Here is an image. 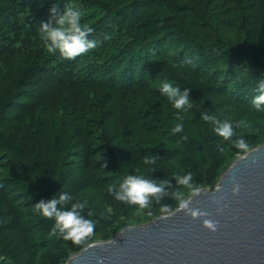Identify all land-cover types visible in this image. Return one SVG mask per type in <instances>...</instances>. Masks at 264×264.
Masks as SVG:
<instances>
[{"label":"trees","instance_id":"16d2710c","mask_svg":"<svg viewBox=\"0 0 264 264\" xmlns=\"http://www.w3.org/2000/svg\"><path fill=\"white\" fill-rule=\"evenodd\" d=\"M53 7L58 13L66 7L79 10L81 22L95 29L90 38L97 47L72 60L49 54L37 28ZM222 37L243 39L234 48ZM188 59L191 64L185 63ZM260 79L264 0H0V206H6L0 208L2 264H36L40 249L45 253L38 264H65L84 249L50 235L54 221L42 216L24 221L17 209L56 192L73 197L86 188L106 191L124 178L117 172L89 175L87 166L113 172L131 155L171 159L160 138L180 135H172L175 124L159 109H174L159 92L162 82L189 88L193 117L182 115L183 127L206 150L211 145L204 130L212 126L200 123L207 101L195 100L196 87L203 85L205 94L221 98L220 107L257 115L262 112L252 110L249 102ZM171 111V119L179 123ZM49 147L57 153L51 164L39 155ZM167 192L163 203L175 208L171 197L176 190ZM140 213L147 217L148 212L136 211L135 217L119 220L127 214L120 210L113 222L93 213L98 223L91 242L99 237L107 241L101 229L129 226ZM27 231L40 236L21 238L19 233ZM23 250L30 253L27 258Z\"/></svg>","mask_w":264,"mask_h":264},{"label":"water","instance_id":"95a60500","mask_svg":"<svg viewBox=\"0 0 264 264\" xmlns=\"http://www.w3.org/2000/svg\"><path fill=\"white\" fill-rule=\"evenodd\" d=\"M190 199L205 217L180 211L127 227L65 264H264V146L234 162L215 188ZM203 219L215 221L216 230L204 228Z\"/></svg>","mask_w":264,"mask_h":264},{"label":"clouds","instance_id":"9594fccd","mask_svg":"<svg viewBox=\"0 0 264 264\" xmlns=\"http://www.w3.org/2000/svg\"><path fill=\"white\" fill-rule=\"evenodd\" d=\"M59 2V0H57ZM50 17L47 21L41 22L37 28L42 41L43 47L49 54H58L64 60H72L82 54L88 53L90 50L97 47V40L90 38L95 29L87 24H83L82 13L73 8L66 7L62 13H58L56 8L50 9ZM186 64H191L190 59L185 61ZM159 92L167 98V101L173 108L178 110L174 115L180 121L171 129L172 135L181 134L184 131L183 116L181 112H187L192 109L193 105L190 102L189 88H183L170 81L161 83ZM250 108L256 112L264 113V79L258 81L254 94L250 99ZM200 119L212 126V131L224 141L230 142L233 146L240 150L243 156H247L250 152V146L245 139V136L239 135L237 130L249 129V123L244 119L231 121L229 119H220L206 111L200 113ZM187 135H181L180 140L186 141ZM142 163L145 166H153L157 163L155 155H144L141 157ZM155 168H150L152 172ZM137 172L139 170H136ZM171 179L176 181L177 186H183L192 195H198L204 189L194 181L191 172L186 174L173 173ZM172 185L168 179L146 178L142 174H128L115 188H110V195L115 201L134 206L137 212L151 213L153 205H160V211L165 218L172 216L176 212L183 211L192 219L205 217L207 213L190 207L191 199L186 198L180 191L175 192L171 198L176 206L163 203L165 197L169 195L168 188ZM220 188H217L218 192ZM239 191V185H234L232 188L233 194ZM215 193V192H214ZM73 201L72 195L63 191L57 195L54 193L47 200H40L35 203L34 213L42 216L48 221H54L51 224L50 235L58 237L63 241H71L73 246L84 248L94 247V242L91 238L95 235L97 228V219L93 218L91 211H85V202L76 200ZM65 205H70L65 209ZM111 212V209H108ZM86 212V216L82 213ZM202 226L209 231L216 230V222L203 219Z\"/></svg>","mask_w":264,"mask_h":264},{"label":"rangeland","instance_id":"374dc122","mask_svg":"<svg viewBox=\"0 0 264 264\" xmlns=\"http://www.w3.org/2000/svg\"><path fill=\"white\" fill-rule=\"evenodd\" d=\"M220 39L225 44L232 45L234 48H236L238 46V42L241 41L243 38L242 37H231V38L222 37ZM196 88H198V90L195 92V95H196L195 100L198 101L200 99L198 101L200 102L201 98H203L207 101V111L206 112L212 115H215L216 117L222 120L229 119L231 121H235L239 119H244L249 123L250 125L249 129L247 130L239 129L237 131L239 132V135L245 136V139L247 140V143L250 146V151L258 147L264 146V113L257 114V115L251 114L250 112L248 113L241 108H235V107L231 108L230 110H227L228 108L226 107H220L221 106L220 103L222 102L221 98L213 97V96H210L209 94H205V87L203 85L201 86L199 84V86H197ZM169 107L170 106H167V107L163 106L162 108L159 107V109L162 112L163 118L166 117L170 125L176 124L171 119V114H170L171 110L168 109ZM174 109L171 112L174 111L176 113L178 110L176 109L174 110ZM180 114L188 119L193 117V113H190L189 111L181 112ZM200 123L204 125V127L205 126L208 127V125H205V123L201 120H200ZM190 128L191 127H188L187 129H190ZM204 133L207 134L206 143L211 145V147L209 149L206 148V150L202 148L201 141H194L195 138L193 137V135L191 137H188L186 141H181L179 136L178 138H173L172 140L171 138L161 137L160 138L162 139V141H160L162 142L161 144H166L164 147L167 148L168 151L169 150L171 151V154L169 155L171 159L167 161L157 162L153 166H145L142 163V159L138 158L139 157L138 155H133V156L131 155L130 157H126L125 159H123L121 165L117 164L118 171L112 172L111 170L109 171L106 169H104L103 171H100V169H95L93 166H89V167L87 166V168H85L86 169L85 172H87L90 175L94 171H97V173H100V175H104V176H114L115 172H117L120 175H122V177H126L130 173L142 174L146 178L157 179V182L160 179L169 178L170 183L172 185L171 188H173L174 190L180 191L181 193H183V195L186 198L190 199L194 195H192L183 186H177L176 181L174 179H171L170 177L171 174L178 173V174L183 175L188 172H191L193 175L194 181L196 183L198 182L199 178L202 179V183H200L199 185L202 186L204 190H212L219 184L221 177L233 165V163L243 156L240 150L236 149L232 143L224 141L221 137L217 136L212 131V128L208 129V131L204 130ZM182 134L189 135V133L186 132L185 130L183 131V133L179 135L181 136ZM146 137L149 139H153V140L155 139L154 137L149 136V135H146ZM254 139H255V142L252 141ZM170 141H172V143H170L169 145ZM236 150L238 153H236ZM210 153H213V154L210 155ZM40 154H42L43 157L47 158L48 163L51 164L50 161L54 160L57 153H56V149L49 147V149L44 148V153L43 151H40L39 155ZM216 163H218V167L215 170L214 167L216 166ZM152 167H154L155 169L151 172L150 168ZM136 170H139V171L137 172ZM115 187H111V188H115ZM109 189H107L106 191L97 192V191L86 188L85 190H81L75 193V195L73 196V201L71 202H75L76 200L85 202L86 208L91 209L93 213L96 214V216L104 217L106 220H110L111 222L115 221L114 215L116 212L120 214V210L122 211V213L126 212L128 215L126 214V216H124L120 214L122 217H119V220H123L125 219V217L134 216L132 215V212H136L134 206H130V205L115 201L114 198L110 195ZM3 207H6V206H0L2 210H3ZM34 207H35V203L32 204V207L30 208H27L25 210L24 208L17 209L16 211L18 214H22L23 216H25L23 218L24 221H26L27 219L33 220L36 217H38V215L34 213ZM108 209H111V212H109ZM151 210L153 214L148 213L146 218H142L143 214L140 213L139 219L141 220L138 219V221H134L130 223L129 226H126L124 228H118V229L114 228L110 231L101 229V233L104 234L108 238L107 241H110L113 238H115L123 229L127 227L147 225L148 223L163 216L160 209L152 207ZM19 234H24V236H21V238H24L25 236L26 238L27 236L29 237L35 236V238H37V236H40V235H35L33 232H28V231L25 233H19ZM107 241L102 240L99 237L96 240H94V243H103ZM14 249L15 248H13L12 246L9 247L10 252ZM18 251L20 253V249H18ZM14 253L15 252L12 251V254ZM44 253H45V250L40 249L36 264H38L40 260H43L42 256ZM21 254L23 255L26 254L25 258H27L28 255H30V253L27 252L26 250H23ZM2 262L4 261L3 259L0 258V264H2ZM6 264H10V263L8 262Z\"/></svg>","mask_w":264,"mask_h":264}]
</instances>
